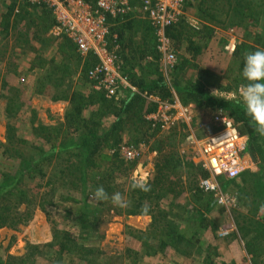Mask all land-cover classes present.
Instances as JSON below:
<instances>
[{"label":"rangeland","instance_id":"374dc122","mask_svg":"<svg viewBox=\"0 0 264 264\" xmlns=\"http://www.w3.org/2000/svg\"><path fill=\"white\" fill-rule=\"evenodd\" d=\"M11 1L0 0V264H264V144L249 146L236 125L252 166L232 180L217 177L239 199L218 207L200 188L211 177L200 163L223 108L187 100L196 86L243 109L239 68L245 52L264 48V0H194L167 34L173 68L137 13L135 50L120 72L148 87L159 81L171 95L136 88L143 99L122 115L133 93L123 89L116 100L89 84L84 73L94 61L69 38L49 35L51 10L24 2L7 15ZM152 95L188 108L189 119L154 128ZM87 132L98 139L84 147ZM134 180L150 191L133 190ZM100 185L129 206L93 200Z\"/></svg>","mask_w":264,"mask_h":264},{"label":"built area","instance_id":"2783aa9c","mask_svg":"<svg viewBox=\"0 0 264 264\" xmlns=\"http://www.w3.org/2000/svg\"><path fill=\"white\" fill-rule=\"evenodd\" d=\"M12 1L18 2L15 13H19V5L24 2L34 6H45L51 10L55 23L49 35L55 39L69 38L85 58L90 54L94 55L98 61L89 70V78L97 89L106 93L107 97L119 100L123 95V89H129L132 93L138 91L120 72L121 66L118 64L116 54L121 49L118 35L114 41L108 42L111 21L117 18L125 21L129 15L142 14L155 30L160 42L157 49L164 53L165 63L173 68L176 59L173 53H167L169 46L167 30L181 23L185 8L194 0H139V4H134L131 0H95L94 3L89 0ZM149 99L155 109L148 112L147 119L154 128L159 126L161 129H169L177 121L188 120L190 117L188 108L176 106L170 101L163 100L161 96L152 95ZM215 122L220 131L206 142L200 163L201 167L210 172L211 177L202 180L200 188L214 197L218 207L232 209L238 206L239 199L236 195L224 194L217 177L223 176L232 180L251 168V161H246L244 154L248 143L240 134L233 119L223 109L217 112Z\"/></svg>","mask_w":264,"mask_h":264},{"label":"trees","instance_id":"16d2710c","mask_svg":"<svg viewBox=\"0 0 264 264\" xmlns=\"http://www.w3.org/2000/svg\"><path fill=\"white\" fill-rule=\"evenodd\" d=\"M89 1H92L93 3L95 2V0H89ZM138 1L137 0H131V2L134 3V4L135 3L139 4ZM10 3L11 4L9 6V11H8L7 15H12L13 12L16 10V7L18 6V2L17 1H11ZM47 10H49V9H47ZM49 12L52 14L51 11H49ZM134 16H136V15L127 16L125 21H122L120 18H117V19H114V20L111 21L112 27H111L110 36L108 38V42L114 41L115 36L118 35L117 37H118V40H119V42L121 44V49L118 50L116 52V54H117L118 59H119L118 60V64H120V66H121L120 70L124 67L125 60L130 58L129 52H132V50H135V47H133L135 45H133L132 42H130V38L133 36V35L131 36V30H132L133 26H135V24L137 25V22H140L141 20L140 19L138 20L137 18L134 19ZM54 23H55V20H54V17H53V24ZM174 28L175 27H172V28H169L167 30V34L169 36H172V34L174 32ZM75 48L77 50L76 46H75ZM87 58H90V59H92L94 61V63L91 66L86 64V70H88V69L90 70L95 64H97V60H96L95 56L92 55V54H90ZM243 62H244V58L241 60V65H240V68H239L240 69V74L242 73ZM74 64H75V62H74ZM74 69H76V65H74V67H72V64H70L68 62V74L72 75L74 73ZM89 70H88V72H89ZM88 72L85 71L84 76L87 78V81H88L89 84L90 83L93 84V81L89 78V73ZM123 74L126 75V73H124V72H123ZM241 77H242V74H241ZM127 78L129 79L128 76H127ZM242 79H243V77H242ZM130 83L134 87H136L139 91H145V90H148V88L149 89H153V87H154V90H158L160 92V94H162L164 99L165 98L167 99V97H169L171 95L170 90L167 89L166 87H164V88L162 87L163 91H162V88H161V90L159 89V85L157 84V83H159V81H157V83H153L152 87H148V84H147L145 79L131 78L130 77ZM244 83H246V81H244V79H243V84ZM187 96H188L187 100H193L195 102L196 101H198V102L204 101L207 104H210L211 106L215 105V107H219V108L221 107L223 109L224 108L229 109L230 110V117L233 119V121L236 123V125L238 124L239 128L241 126L244 127V129H242V130L240 129V132L241 133L243 132V133H245V135L248 136L249 146H250V144L252 146H257V145H263L264 144V137H260L254 131L253 127L250 125L249 118L246 116V114L244 112V108L243 109H235L233 107L234 106L233 103L228 102V101H226V100H224L222 98H217V97L211 96L210 94H207L203 89L198 88L196 86H192V87H190L187 90ZM141 99H143L141 96L137 95L136 93H133L129 97V99L124 102L123 111H121L120 114L122 115V114H125V113H128L129 111H131L133 108L136 107V104L139 103L141 101ZM154 108H155V106L153 105V107H152V109L150 111H152ZM114 126L111 128L112 131L115 130L116 127H117V126L116 127H114ZM97 135H98L97 132H87L83 136V138L81 139L84 147L85 146H89V144L93 143L94 139H95V141H97V139H98ZM179 160H180V157H176V159H175L176 166H178V164H180ZM199 170H197V172H200L202 174V171H203L204 172L203 175H205V176L207 175V172L204 171V169H202L201 167H200ZM139 203H141V201H139ZM133 210L134 209L128 210L126 214L135 215L136 212H133ZM91 253H92V251H89L90 256H93ZM14 261H15V259L10 258L9 263L15 264Z\"/></svg>","mask_w":264,"mask_h":264},{"label":"clouds","instance_id":"9594fccd","mask_svg":"<svg viewBox=\"0 0 264 264\" xmlns=\"http://www.w3.org/2000/svg\"><path fill=\"white\" fill-rule=\"evenodd\" d=\"M241 74L246 83L242 84L239 89V102L242 103L244 112L254 131L260 137H264V48H257L254 51L244 53ZM131 187L133 190L150 191V185L146 180H134ZM92 199L97 202L110 200L114 206L119 208H126L130 204V201L122 193L113 192L109 194L103 185L95 189ZM142 210L147 213L148 206L145 205Z\"/></svg>","mask_w":264,"mask_h":264},{"label":"crops","instance_id":"0c3cea01","mask_svg":"<svg viewBox=\"0 0 264 264\" xmlns=\"http://www.w3.org/2000/svg\"><path fill=\"white\" fill-rule=\"evenodd\" d=\"M138 1V0H137ZM138 2H140V1H138ZM16 11V10H15Z\"/></svg>","mask_w":264,"mask_h":264}]
</instances>
